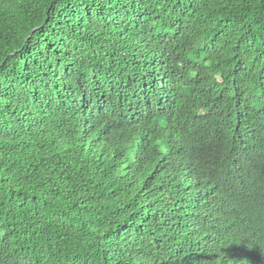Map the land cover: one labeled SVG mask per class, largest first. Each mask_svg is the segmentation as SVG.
Wrapping results in <instances>:
<instances>
[{"label": "trees", "instance_id": "trees-1", "mask_svg": "<svg viewBox=\"0 0 264 264\" xmlns=\"http://www.w3.org/2000/svg\"><path fill=\"white\" fill-rule=\"evenodd\" d=\"M0 264H264V0H0Z\"/></svg>", "mask_w": 264, "mask_h": 264}]
</instances>
